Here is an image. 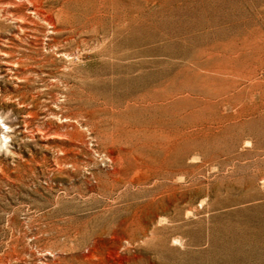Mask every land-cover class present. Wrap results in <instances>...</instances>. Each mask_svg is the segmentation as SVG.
<instances>
[{
	"label": "rangeland",
	"instance_id": "1",
	"mask_svg": "<svg viewBox=\"0 0 264 264\" xmlns=\"http://www.w3.org/2000/svg\"><path fill=\"white\" fill-rule=\"evenodd\" d=\"M41 10L0 0V264H264V0Z\"/></svg>",
	"mask_w": 264,
	"mask_h": 264
},
{
	"label": "clouds",
	"instance_id": "2",
	"mask_svg": "<svg viewBox=\"0 0 264 264\" xmlns=\"http://www.w3.org/2000/svg\"><path fill=\"white\" fill-rule=\"evenodd\" d=\"M8 115H10V113L0 116V128H3V133H0V141H2V143H0V152L5 153H8L9 141L11 139L6 135V133L11 129H9L8 126L4 124V121L8 118Z\"/></svg>",
	"mask_w": 264,
	"mask_h": 264
},
{
	"label": "bare ground",
	"instance_id": "3",
	"mask_svg": "<svg viewBox=\"0 0 264 264\" xmlns=\"http://www.w3.org/2000/svg\"><path fill=\"white\" fill-rule=\"evenodd\" d=\"M31 6H34L35 7V12L39 15V14H42V10H41V7H42V4L44 2V0H26ZM23 6V5H22ZM48 21L52 22L53 23V18L52 16L50 15L48 18Z\"/></svg>",
	"mask_w": 264,
	"mask_h": 264
}]
</instances>
